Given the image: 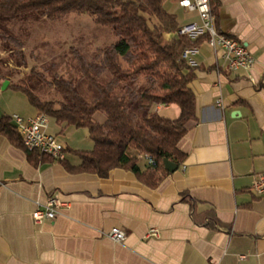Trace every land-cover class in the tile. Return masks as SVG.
<instances>
[{
    "label": "crops",
    "instance_id": "crops-1",
    "mask_svg": "<svg viewBox=\"0 0 264 264\" xmlns=\"http://www.w3.org/2000/svg\"><path fill=\"white\" fill-rule=\"evenodd\" d=\"M165 2L179 27L199 22L176 0ZM210 4L216 28L242 42L254 63L231 71L206 41L193 47L188 86L196 121L177 144V169L156 172L154 185L146 182V156L133 148L126 154L144 178L121 166L106 177L68 170L80 163L72 151L94 146L85 127L49 117L47 131L64 144L63 159H35L0 134V264H264V194L251 188L264 172V0ZM144 111L174 119L179 107L154 103ZM13 113L39 112L3 82L0 118ZM54 193L64 201L59 213L34 223L32 211ZM113 227L124 230L122 242L106 236ZM151 228L157 237L147 236Z\"/></svg>",
    "mask_w": 264,
    "mask_h": 264
},
{
    "label": "trees",
    "instance_id": "trees-1",
    "mask_svg": "<svg viewBox=\"0 0 264 264\" xmlns=\"http://www.w3.org/2000/svg\"><path fill=\"white\" fill-rule=\"evenodd\" d=\"M165 0H0V16L12 19L27 12H41L48 19L70 13L85 14L96 24L112 29L116 40L102 49L101 66L77 54L83 76L96 94L85 100L68 81H57L56 87L67 102L42 100L18 84L9 87L23 92L39 113H45L58 124L88 129L94 143L90 151H72L80 157L70 171L94 173L106 177L115 167H126L154 185L156 172L165 168L164 160L175 163L182 158L177 144L195 121V98L188 84L193 67L182 57L187 48L208 39L207 34L191 38L180 34L174 14L164 8ZM213 10V9H212ZM174 32L170 39L165 33ZM22 46L17 43V49ZM103 67L111 79L99 78ZM175 104L176 118L144 111L151 104ZM134 106V107H133ZM143 111V112H142ZM97 114H102L101 121ZM0 134L21 144L8 116L0 118ZM133 148L152 159L151 172L142 176L136 157L126 150ZM37 159L46 155L28 151Z\"/></svg>",
    "mask_w": 264,
    "mask_h": 264
},
{
    "label": "rangeland",
    "instance_id": "rangeland-1",
    "mask_svg": "<svg viewBox=\"0 0 264 264\" xmlns=\"http://www.w3.org/2000/svg\"><path fill=\"white\" fill-rule=\"evenodd\" d=\"M165 8L175 12L172 2L166 1ZM175 13L182 20L183 15ZM116 39L110 27L96 24L85 14L70 13L57 19L37 11L12 19L0 16V84H18L42 100L59 103L67 98L56 82L68 81L90 100L96 91L83 76L76 56L101 66L102 49ZM99 78L109 81L111 75L103 67Z\"/></svg>",
    "mask_w": 264,
    "mask_h": 264
},
{
    "label": "built area",
    "instance_id": "built-area-1",
    "mask_svg": "<svg viewBox=\"0 0 264 264\" xmlns=\"http://www.w3.org/2000/svg\"><path fill=\"white\" fill-rule=\"evenodd\" d=\"M177 4L189 12H196L199 22H191L182 25L180 34H185L191 38H196L203 34L208 35L206 42L211 48L215 57L220 53L227 69L235 71L243 69L248 71L253 63L254 57L248 48L236 38L220 32L215 25V18L212 12L210 0H176ZM194 48H187L183 51L182 57L189 65H194L195 61L190 58ZM219 103V100L217 101ZM16 133L21 139L22 145L27 151H34L41 155H46L53 159H63L65 146L57 137L47 131L49 116L45 113H37L32 117H23L17 113L9 116ZM147 163L153 164L150 157L146 156ZM256 195L264 194V172L255 175L252 186ZM64 201L59 194L50 195L45 204L37 206L31 213L34 223L39 224L44 220H52L59 213ZM106 236L115 242H122L125 239V232L119 227H113ZM147 236L157 237L156 228L149 229ZM240 257H244L241 255Z\"/></svg>",
    "mask_w": 264,
    "mask_h": 264
},
{
    "label": "water",
    "instance_id": "water-1",
    "mask_svg": "<svg viewBox=\"0 0 264 264\" xmlns=\"http://www.w3.org/2000/svg\"><path fill=\"white\" fill-rule=\"evenodd\" d=\"M6 84V82H4ZM165 168L169 171H174L177 169V163L170 161V160H164L163 161Z\"/></svg>",
    "mask_w": 264,
    "mask_h": 264
}]
</instances>
